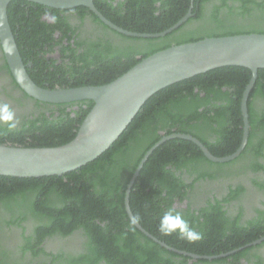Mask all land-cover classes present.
Returning <instances> with one entry per match:
<instances>
[{
    "label": "trees",
    "instance_id": "obj_1",
    "mask_svg": "<svg viewBox=\"0 0 264 264\" xmlns=\"http://www.w3.org/2000/svg\"><path fill=\"white\" fill-rule=\"evenodd\" d=\"M93 3L117 27L140 34L171 28L191 4L193 7L192 16L173 32L143 39L110 30L82 6L73 10L78 22L88 16L97 28L84 36L76 32L80 24L73 26L66 16H59L65 11L11 1L8 23L26 72L37 86L49 90L102 86L140 60L172 46L206 38L264 34V0ZM46 10L53 13L55 22L40 20ZM55 31L60 33L59 39L54 38ZM55 45L59 47L58 60L46 57ZM250 79L247 68L221 67L172 84L152 95L117 141L94 161L62 176H0V264H189V258L162 248L131 224L125 192L144 155L164 136L189 135L214 157L233 154L243 137L241 99ZM92 106V101L50 104L34 100L30 112L16 116L19 126L15 131L0 127V145H64L75 137ZM247 113V144L233 161L213 163L193 142L178 138L166 140L148 156L129 194L130 211L140 217L138 224L146 232L168 247L207 257L230 253L264 237V210L240 223L239 217H225L219 201L201 209L198 217L190 209L178 212L202 233L203 239L195 244L176 235L164 236L158 229L173 199L188 198L195 184L264 172V69L258 70ZM253 184L264 189L256 179ZM242 191L238 186L223 201L237 198ZM74 233L82 239L78 251L47 252L43 247L46 240L61 241ZM249 252L246 249L192 264H238L240 258L250 259ZM256 258V264H263Z\"/></svg>",
    "mask_w": 264,
    "mask_h": 264
},
{
    "label": "water",
    "instance_id": "obj_2",
    "mask_svg": "<svg viewBox=\"0 0 264 264\" xmlns=\"http://www.w3.org/2000/svg\"><path fill=\"white\" fill-rule=\"evenodd\" d=\"M11 1H26L59 10L82 6L89 9L103 24L116 33L143 39L160 38L173 32L192 16L193 7L191 4L188 13L171 28L156 34H140L125 31L105 19L95 8L94 0H0V44L9 71L19 88L30 98L44 103L93 102L91 110L80 124L75 137L64 145L49 148H20L0 145V176L40 178L62 176L75 171L94 161L108 150L152 95L172 84L221 67H244L251 72V79L245 87L241 99L243 137L239 148L231 155L214 157L198 140L189 135L164 136L144 155L128 184L124 204L129 219L131 220L133 217L129 208V194L134 180L148 156L166 140L178 138L191 141L213 163L233 161L244 150L249 133L247 100L257 79L258 70L264 69V34L206 38L172 46L140 60L131 69L108 84L49 90L37 86L26 72L8 23L7 6ZM192 2L193 0H191ZM134 226L161 247L193 259L212 261L225 258L236 252L235 250L212 257L179 252L149 235L138 223ZM263 241L264 237L245 247L257 245Z\"/></svg>",
    "mask_w": 264,
    "mask_h": 264
},
{
    "label": "flooded vegetation",
    "instance_id": "obj_3",
    "mask_svg": "<svg viewBox=\"0 0 264 264\" xmlns=\"http://www.w3.org/2000/svg\"><path fill=\"white\" fill-rule=\"evenodd\" d=\"M47 9H52V8H47ZM74 9H66V10L54 9V10L65 11L64 13L61 12L59 16L61 17L66 16V18L68 19L67 21L71 25L75 26L77 23L80 24L79 30L76 31L77 33L80 34V36L87 35L94 29L97 30L96 25L93 24L91 18H89L88 16H85L81 22L79 21L80 22L79 23L77 16L73 14ZM52 17H54L53 13L46 10V12L41 16L40 20L42 22H46L50 24L53 23ZM53 36L55 39H59L61 35L58 31H55ZM44 48L46 49V47ZM58 52H59V47L55 45L54 52L52 54H48L46 57L58 60L59 59ZM29 66L31 65L29 64ZM24 96L25 93L16 84L15 80L13 79L9 71L0 44V103H7L10 106V108L15 112L16 116L20 114H26L30 112L31 109L33 108L32 106L34 100H30L29 97H24ZM257 106L260 107L261 105L257 103ZM187 179L188 178H186L185 180L189 182V180ZM253 179H256L258 182L263 183L264 185V172L249 173L243 176L238 175L235 177L231 176L228 178L218 179L217 181H206V182H202L201 184L200 183L195 184L196 188L192 191L191 194L187 195L188 198L183 199L181 201L179 199H173L172 203H170V208L174 209L177 212L186 211L187 209H190V211L192 213H195L194 215L198 217L199 211L201 209L207 207L208 204H215L216 201H219L220 205L222 206V210L225 213V217L229 218V220H232L235 217L236 218L239 217L240 223H245L249 221L251 218L256 217L257 210L258 211L264 210V189L258 188L256 185H254ZM238 186H240L243 190L241 194H239V196L235 199L224 202L223 200L228 197L231 190L236 189ZM81 243H82V239L79 233H74L72 236H69L68 238H65L61 241L46 240L45 243H43V247L47 252L51 250L55 251L57 249L58 250L62 249L65 252H71V251H78L81 247ZM245 246L239 248L240 249L239 251H237L238 250L237 249L235 253L241 252L246 249H250L249 252L250 259L246 260V258H240L238 264H256V262L258 261L256 257H258L264 264V241L254 246H249V247H245ZM179 252L187 253L185 251H179ZM174 253L179 254L177 252ZM187 254H192V253H187ZM182 256L189 258V262H188L189 264H192L194 261H198V259H193L192 257L186 255H182Z\"/></svg>",
    "mask_w": 264,
    "mask_h": 264
},
{
    "label": "clouds",
    "instance_id": "obj_4",
    "mask_svg": "<svg viewBox=\"0 0 264 264\" xmlns=\"http://www.w3.org/2000/svg\"><path fill=\"white\" fill-rule=\"evenodd\" d=\"M55 19V17H52L53 22H55ZM2 126H6L9 132L15 131L19 126V120L16 118L15 112L7 103H0V127ZM139 220V216H133L130 222L135 225L139 223ZM158 229L164 236L176 235L190 244H195L203 239L202 233L197 231L195 227L190 226L183 215L174 209H169L163 214L159 220Z\"/></svg>",
    "mask_w": 264,
    "mask_h": 264
}]
</instances>
